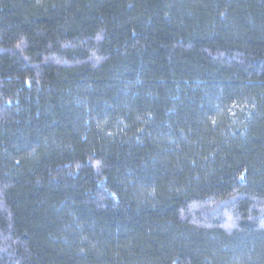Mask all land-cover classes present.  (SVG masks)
<instances>
[{
	"label": "trees",
	"instance_id": "obj_1",
	"mask_svg": "<svg viewBox=\"0 0 264 264\" xmlns=\"http://www.w3.org/2000/svg\"><path fill=\"white\" fill-rule=\"evenodd\" d=\"M0 264H264V0H0Z\"/></svg>",
	"mask_w": 264,
	"mask_h": 264
}]
</instances>
